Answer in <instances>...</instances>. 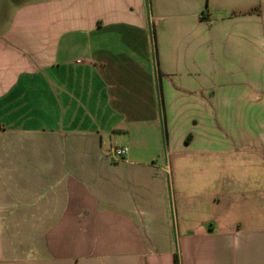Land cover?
Returning a JSON list of instances; mask_svg holds the SVG:
<instances>
[{
	"label": "crops",
	"instance_id": "crops-1",
	"mask_svg": "<svg viewBox=\"0 0 264 264\" xmlns=\"http://www.w3.org/2000/svg\"><path fill=\"white\" fill-rule=\"evenodd\" d=\"M175 255L264 264V0H0V264Z\"/></svg>",
	"mask_w": 264,
	"mask_h": 264
},
{
	"label": "built area",
	"instance_id": "built-area-1",
	"mask_svg": "<svg viewBox=\"0 0 264 264\" xmlns=\"http://www.w3.org/2000/svg\"><path fill=\"white\" fill-rule=\"evenodd\" d=\"M127 153H128L127 148H115L113 150V155L118 158L124 157L125 155H127Z\"/></svg>",
	"mask_w": 264,
	"mask_h": 264
},
{
	"label": "trees",
	"instance_id": "trees-1",
	"mask_svg": "<svg viewBox=\"0 0 264 264\" xmlns=\"http://www.w3.org/2000/svg\"><path fill=\"white\" fill-rule=\"evenodd\" d=\"M254 10H250V11H248L247 13H250V12H253ZM174 264H180V261H179V257H178V255H175V257H174Z\"/></svg>",
	"mask_w": 264,
	"mask_h": 264
}]
</instances>
